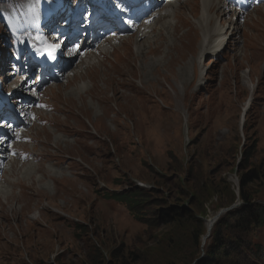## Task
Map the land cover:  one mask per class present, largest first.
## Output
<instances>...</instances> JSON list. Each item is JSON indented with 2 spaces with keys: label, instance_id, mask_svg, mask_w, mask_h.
<instances>
[{
  "label": "rangeland",
  "instance_id": "rangeland-1",
  "mask_svg": "<svg viewBox=\"0 0 264 264\" xmlns=\"http://www.w3.org/2000/svg\"><path fill=\"white\" fill-rule=\"evenodd\" d=\"M205 1L196 0L200 14ZM182 12L177 38L170 35L156 58L148 56V61L158 58L162 67L169 62L153 76L144 79L143 61L137 58L136 45L146 39L135 44L132 37L124 51L105 44L115 52L86 57L88 66L91 57L98 62L88 78L86 65L75 68L80 62L54 88L57 91L50 90L53 113L42 116L47 125L34 128L35 142L24 147L41 160L36 165L12 163L0 185L2 196H7L0 199V264H90L98 254L96 247L107 260L110 250L120 245L124 252L146 256L168 229L148 230L111 195L143 189L156 191V204L166 196L170 203H179V179L185 178L187 190L194 189L189 166L199 165L197 172L209 178L212 198L204 204L203 220L212 219L210 227L220 210L243 204L239 188L249 171H256V180L244 188V195L264 207V6L252 12L254 21L232 40L240 28L230 27V38L226 36L219 53L217 49L200 54L198 41L213 40V50L221 37L207 29L202 34L197 28L200 18H193L187 7ZM169 21L171 30L165 33L173 34L176 20L172 16ZM220 22L215 18L213 28H220ZM172 44L176 50L168 56ZM252 146L254 157L246 169L241 156ZM228 193L234 195V203L215 210L228 201ZM186 200L181 202L185 207ZM13 203L20 210L13 209ZM256 235L264 250V227ZM204 239L202 249L207 246Z\"/></svg>",
  "mask_w": 264,
  "mask_h": 264
},
{
  "label": "trees",
  "instance_id": "trees-1",
  "mask_svg": "<svg viewBox=\"0 0 264 264\" xmlns=\"http://www.w3.org/2000/svg\"><path fill=\"white\" fill-rule=\"evenodd\" d=\"M254 152L255 148L252 146L249 152L242 154V167L250 168ZM197 167L199 165L186 169L194 189L190 187L187 190L185 178L178 180L179 203H170L166 196V199H159L160 204H156L155 199H152V194L156 191L143 189L112 194L111 197L126 206L136 222L152 231L167 228L168 233L150 247L146 256L141 252L125 253L124 245H120L110 250L107 256L109 259L105 260L96 247L95 252L98 254L95 255L94 263L90 264H113L114 261L116 264H262L264 250L255 239L259 236L256 233L264 227V207L251 203L244 195V188L256 180V171H249L240 184L239 199L243 204L223 213L216 220L207 237V246L202 249V237L207 233L202 220L206 217L204 204L212 198V191L208 189L209 178L203 177V173L199 174ZM200 184L202 186L196 191V186ZM227 195L228 201L222 205L218 203L215 210L234 203V195ZM184 200L188 202L186 207L181 203ZM202 252L204 256L200 258Z\"/></svg>",
  "mask_w": 264,
  "mask_h": 264
},
{
  "label": "bare ground",
  "instance_id": "bare-ground-1",
  "mask_svg": "<svg viewBox=\"0 0 264 264\" xmlns=\"http://www.w3.org/2000/svg\"><path fill=\"white\" fill-rule=\"evenodd\" d=\"M216 1V0H215ZM214 0H206L205 1V3H204V12L203 11H201V14L202 13H204L205 15H201L200 14V12H199V9H198V7H197V5H198V2H196V0H185V1H183L184 3H182L181 4V2L180 1H177L176 3H173V4H167L164 8H163V10L162 11H160V12H158V15H159V17H158V19H157V22H158V27H156L155 28V30L158 32V34H157V37L155 38V32L156 31H154L153 32V37H152V35L150 36V32H152V29H153V27H155V26H157L156 24H157V22L154 24V26L153 25H151L150 27H148L147 28V30H150V32L146 35V34H144L143 33V35L141 36V37H143V39L142 40H145V41H143V42H141V44L140 45H136L137 46V48L138 49H136L137 50V52H139L138 53V56H137V58L140 60H142L143 61V63L141 64V69H142V76L144 77V79L145 78H147L148 76H153V74H154V72H156L158 69H160L162 66V63H160V61L158 60V58L155 60V59H151L152 61H148V56H154L155 58H156V56L160 53V47L164 44V43H169V41L168 40H170V35L172 36V38H177V31L180 29V25H182V23H183V12H182V9H183V7H187V9H188V12H189V14L193 17V18H200V19H197V28H198V30L202 33V34H206L207 32H210V31H213L216 35H217V37H221V35L223 34V32L224 31H229L230 30V27L232 26L233 27V30H237V29H239L238 28V25L237 24H235L234 22H233V20H230V19H228V20H226L225 19V17L226 16H228V14L227 13H225L224 11H222V6H221V4L220 3H216ZM211 15H213V16H215V18H218V19H220V23H219V25H220V28H219V26L217 25V28L215 29V28H213L214 26H216V25H214L213 26V20L215 19V18H212V16ZM174 17V20H176V25H173V27H172V29H173V34H170L168 31H166V33H165V30H171V27H170V25H169V23L170 24H172V22L171 21H169L170 19H171V17ZM168 23V26L169 27H164L165 26V24H167ZM185 24L187 25V26H189L190 27V30L191 31H194V33L196 32V29L192 26V25H190L189 24V22H185ZM226 24H228V25H226ZM248 25V24H247ZM206 29H207V31H206ZM206 31V33H204ZM144 32V31H143ZM156 32V33H157ZM142 32H137L136 34H135V37H137L138 38V35L139 34H141ZM166 34L168 35V36H166ZM223 35H225V34H223ZM185 36V35H184ZM187 36H190V34L189 35H187L186 34V37ZM169 39H168V38ZM185 37V38H186ZM214 36H211L210 37V40H211V38H213ZM182 38V37H181ZM180 38V39H181ZM220 39V41L217 43V47L215 48V49H213V50H211L212 49V43H213V40H211V41H206V40H202V42L201 41H198L199 42V45H200V54L201 53H206V52H212V51H214V50H217V49H219L220 47H222L223 45H224V39H223V37H221V38H219ZM134 42V41H133ZM174 42H177V40L176 39H174ZM140 43V42H139ZM120 45V48H119V50H123V46H124V44L125 43H123V40L119 43ZM138 44V43H137ZM143 45H147V48H145L146 49V51L143 53L142 52V46ZM174 44H172L171 45V48H170V50H169V52H168V56L170 55V51H173V50H176V48L173 46ZM144 49V50H145ZM104 50V49H103ZM103 50H100V55H101V53H102V51ZM112 50V49H111ZM118 51V50H117ZM103 52H105V51H103ZM217 52V51H216ZM106 53V52H105ZM209 55V54H208ZM213 55H215V54H213ZM140 60V61H141ZM164 65H163V67L164 66H166V65H168L169 64V62L167 63V62H164L163 63ZM186 66V65H185ZM188 66V65H187ZM162 67V68H163ZM171 69V68H170ZM181 69V68H180ZM150 70V71H149ZM164 70V69H163ZM162 71V70H161ZM181 72V71H180ZM153 73V74H152ZM152 74V75H151ZM89 75V74H88ZM87 75V76H88ZM157 75V74H156ZM180 75V76H179ZM181 73H179L178 75H177V77H180V81H182V78L183 77H181ZM89 77V76H88ZM173 77V76H172ZM164 79V78H163ZM146 80V79H145ZM154 81H155V79H154ZM146 82V81H145ZM157 82V81H156ZM164 82V81H163ZM184 86V85H183ZM158 87V86H157ZM145 88H146V84L144 83V86H143V90H145ZM90 91L91 90H89V91H86V92H88L89 94H90ZM139 91H141V90H139ZM160 94V93H159ZM127 96V95H126ZM244 107H245V105H244ZM41 158V157H40ZM41 160V159H40ZM34 167V166H33ZM28 168H30V167H28ZM32 170H34L32 167H31V169H29V172L30 173H33L32 172ZM51 171V170H50ZM36 178H38L37 180L39 181V180H41V176L40 175H36ZM44 179V178H43ZM49 181V180H48ZM5 193V191H3V190H0V199L2 200V199H5L7 196H2L3 194ZM206 222V229H207V231H209V229H211V227H212V225H211V227H210V223H213V220L212 219H208L207 221H205Z\"/></svg>",
  "mask_w": 264,
  "mask_h": 264
},
{
  "label": "water",
  "instance_id": "water-1",
  "mask_svg": "<svg viewBox=\"0 0 264 264\" xmlns=\"http://www.w3.org/2000/svg\"><path fill=\"white\" fill-rule=\"evenodd\" d=\"M224 211H226V210L224 209ZM221 212H222V211H221ZM221 212H220V213H221ZM220 213L217 215L218 217H219ZM218 217H217V218H218ZM217 218H216V219H217ZM207 236H208V235H207ZM207 236H206V237H207Z\"/></svg>",
  "mask_w": 264,
  "mask_h": 264
}]
</instances>
